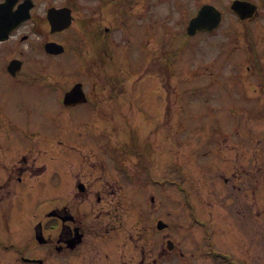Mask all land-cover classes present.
<instances>
[{"label":"flooded vegetation","instance_id":"1","mask_svg":"<svg viewBox=\"0 0 264 264\" xmlns=\"http://www.w3.org/2000/svg\"><path fill=\"white\" fill-rule=\"evenodd\" d=\"M207 5L221 12L216 30L221 35L216 37L221 38L226 55L237 60L239 80L253 87L252 93L239 94L238 102L247 105V118L261 124L248 126L252 132L246 136L244 131L239 140L251 135V141L264 142V0H0V37L6 38L0 41V66L14 78L23 74V79L34 82L27 69L37 62L41 80L53 60L47 45L58 43L65 52L56 57L74 53L68 59L72 64L65 68L71 74L97 80L101 75H129L132 71L144 75L151 70L159 75L169 68L146 66L148 45L156 44L151 60L159 63L166 33L169 39L184 38L192 18ZM53 9L69 10V29L53 32L48 17ZM148 24L150 32L144 26ZM199 33L205 32L196 35ZM207 34L213 38L212 33ZM228 41H233L232 48L226 47ZM98 86L94 85L87 103L63 108L62 129L82 119L83 113L99 119L102 103L107 108L103 111L107 121L116 119V109L127 102L124 91L115 88L101 93ZM67 133L62 131L48 141L46 148L54 156ZM247 153L264 155V145L249 147ZM18 161L19 166L0 169V264H180L178 259L182 264H256L257 260L264 264L260 167L218 169L214 180L224 185L225 192L222 200L209 204L213 220L205 218L202 228L193 223L180 230V238L173 234L171 225L158 228V222H165L160 218L164 211L160 217L148 216L142 208L150 198L158 212L163 201L159 204V199L150 195L133 206L130 175L124 182L111 179L101 186L99 173L108 167H73L80 174L72 175L74 188L67 195L41 197L36 160L25 154ZM209 174L212 180V171ZM155 182L164 186L163 180ZM213 190L210 184V192ZM217 209L222 222L216 217ZM229 235L234 238V248ZM217 242L223 245L219 243V248Z\"/></svg>","mask_w":264,"mask_h":264},{"label":"rangeland","instance_id":"2","mask_svg":"<svg viewBox=\"0 0 264 264\" xmlns=\"http://www.w3.org/2000/svg\"><path fill=\"white\" fill-rule=\"evenodd\" d=\"M144 26L150 32V25ZM218 35L221 34L218 33ZM216 36H213L211 39H205L203 38L204 34L199 33V35L189 40L180 42L177 47L178 51L175 48L176 43H173L172 39H165L161 44V47H164L165 58L170 55L172 49L175 48L176 51L175 58L170 61L176 68L175 75L171 78L170 82L172 88L167 90L160 87V91L155 90L151 95L154 97V102H158L165 107L167 106L165 112L167 109L171 112L167 115V120L165 117L161 122L157 134L152 135V128H149L148 123L144 122L148 127V133L150 132V139H146L148 137L147 128L139 129L136 134L139 147L147 145L149 151L140 167H160L154 170L153 168L145 170L143 177L146 179L150 177H164L173 172L172 167L180 168L179 172L174 173L175 176L173 177H183V180H185L184 186L187 188L188 193L190 194V190L192 191L193 194L190 196L198 210L196 216L200 220H205V218L213 220L209 204L216 200L215 198L220 200L221 195L225 192L224 185L214 179L216 178V174L220 172L218 169L232 167V164L225 161V156L222 157L221 154H217L214 151V144H212V148L209 150L208 142L211 140V143H213L214 140L218 139L225 141L230 136L237 140L242 139L244 137V130L248 126L255 128L261 124L260 122L253 123V120L247 118L245 114L247 105L238 102L237 94L238 90H242V86L236 84V80H228V74L231 70L228 66L229 62L225 58H221L214 65H210V59L212 60L213 58V61H216L217 57L222 54L216 47V45H220L221 38ZM147 42L149 43L150 39ZM206 45H208V48L209 45L213 46L211 56L209 51L206 50ZM155 49L156 45L154 43L150 44L147 55H152ZM73 56V52H67L61 64L69 66L71 61L68 59ZM37 58L41 59V56L37 55ZM170 63L166 58L165 64L170 65ZM5 70L6 67L0 66V169L6 168L5 165L9 164L6 161L12 162L28 151V155L33 160H36L35 169L42 168L40 167L42 165H49L50 169L48 173L46 171L41 175L44 176L43 179L49 178L53 182H61L67 181V176L64 169L57 167H70L68 168L70 173L76 175L80 174V170L73 167H86V165L91 167L93 164L106 162L112 170H115L114 167H117V161L113 158L119 157L123 151L117 149L116 152V147L113 144L126 146L128 142L130 146L135 148V140L130 136V125L110 122L107 123L106 132L117 131L116 136L108 140L112 144L104 142L101 145V151L95 149L92 152V150L85 149L87 143L104 141L107 137V134L96 131L94 124L97 121L96 117L88 115V117H81L85 120L81 125V132H78V124L82 122L80 117L77 119V123L68 124V133L62 139L63 144L58 147L59 157L55 158L46 149V146L50 139L59 137L64 127L60 116L63 108L59 103L63 88L58 90L45 88L40 80L41 68L37 62H34L27 69L31 73L29 75L35 78L34 82L23 79L25 77L23 74L14 78L8 75ZM52 72L57 75V78H60L59 67H52ZM74 78L77 79L78 77L68 76L66 82H72L75 80ZM79 78L87 80L85 76H79ZM88 78L93 79L90 76ZM140 78L141 76L138 77L139 83H141ZM211 78H213L215 83L211 84ZM88 81H86V84L92 83ZM49 83L51 84V82ZM143 90L145 89L142 88ZM147 99V94H143L137 103V107L138 109H143L145 108L144 105H147L148 107L144 110L150 114L151 106L153 105L145 104ZM169 101L171 103L168 104ZM83 114L86 115V113ZM101 116L105 117L103 113H101ZM88 122L91 124H88ZM140 124V122H137L136 127L139 128ZM102 127L103 125L101 124L100 131H103ZM244 140L246 146L249 147L250 141L248 139ZM256 145H264V142L257 141ZM188 146H190V151ZM70 155L78 156L79 163H69L67 165V159H69ZM108 156H113L111 158L113 162H108L110 160ZM125 157L128 165H131V169L133 170L129 171L130 174L136 173V176L140 177L137 171L134 173L135 168L140 163L139 158H130L126 153ZM190 158H192L193 164L196 167L207 170V174L205 175L206 184L213 186L214 190L212 192L206 191L202 184L194 181L193 175L185 170V167L188 166L184 162L190 161ZM259 158L260 165H264V157L259 156ZM114 162H116V165ZM248 162L247 156L243 157L240 155L237 167H242L243 165L246 167L248 166ZM209 171L213 173L212 176L214 178L212 180L210 179L211 174H209ZM263 174L264 172L262 173L261 180L264 179ZM116 175L120 180H124L123 176H120L117 171ZM132 180H134V184L141 193L146 194L150 192L151 189L149 188H153V192L159 194V197L162 198L164 209L179 208L186 196L185 193L179 192L177 200L171 199L168 197V189L150 187L147 185V182L146 186H140L139 178H135L134 175ZM216 190H219L220 193L217 194ZM63 194L65 195V190H63ZM132 203L134 206V197ZM145 206L146 204L144 203L143 207ZM168 212L172 213L173 211L168 210ZM220 215L221 210L217 209L216 217L220 219ZM181 217H187L185 210L181 209L179 213H174V218ZM220 221L222 222L221 219ZM181 229H176L175 227L173 234L182 238ZM242 232L246 234L247 230L242 228ZM228 240L231 243L230 247L234 248V238L229 235ZM217 243V247L220 248L219 243L221 242ZM221 245L223 244L221 243ZM237 255L241 256L240 254ZM262 262H264V257L262 258ZM256 264H259L258 260Z\"/></svg>","mask_w":264,"mask_h":264},{"label":"water","instance_id":"3","mask_svg":"<svg viewBox=\"0 0 264 264\" xmlns=\"http://www.w3.org/2000/svg\"><path fill=\"white\" fill-rule=\"evenodd\" d=\"M200 18H201V17H200ZM203 18H205V15H204ZM193 22H194V23H193V27H196L197 29L202 27L199 23H197V22H195V21H193ZM190 30L192 31V27H191ZM50 46L55 47L53 44L50 45Z\"/></svg>","mask_w":264,"mask_h":264}]
</instances>
